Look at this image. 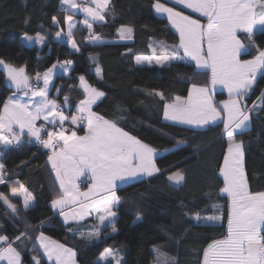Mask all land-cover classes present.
Returning <instances> with one entry per match:
<instances>
[{
	"label": "snow or ice",
	"instance_id": "snow-or-ice-1",
	"mask_svg": "<svg viewBox=\"0 0 264 264\" xmlns=\"http://www.w3.org/2000/svg\"><path fill=\"white\" fill-rule=\"evenodd\" d=\"M61 4L65 12L63 26L57 16L52 17V26L59 28L55 32L56 38L64 37L73 52H80L74 30L81 25L89 33L85 41L90 44L104 42L102 35L93 32V27L106 21L111 0H61ZM176 5L199 13L207 23L178 11ZM152 9L158 16L166 17L178 34L179 42L172 45L163 41L150 43L151 55L135 56V64L171 67L174 63L191 61L196 70L210 72L212 86L223 85L228 93V99L217 103L207 84L192 83L186 98L168 97L155 89L140 90L159 98L165 121L199 129L223 124L222 135L227 146L218 168L219 176L223 178L219 192L228 201L227 229L223 238L213 239L203 249L201 264H264V191L250 190L244 163V141L236 139L250 130L252 114L264 110V89L251 105L247 103L258 74L264 75V43H257L255 38L257 26L264 29V0H153ZM77 12L83 13L84 18L77 21ZM64 26L67 32H64ZM116 31L124 40L131 39L134 30L131 26L120 25ZM20 39L36 45L46 43V35L41 31L35 35L24 32ZM245 54L251 55V59H241ZM89 59L94 64L96 76L102 78L101 65L95 57ZM73 63V60H57L43 73L37 72L32 77L26 66H17L0 58V70L8 86L15 89L0 102V148L18 149L27 137L30 145L50 150L47 162L59 186L51 207L54 213L58 211L66 225L70 221L82 222L95 214V222L87 231L77 229L81 238L91 241L99 239L105 227L110 226L112 233L118 231L114 209L122 203L117 195L119 185H130L140 177H153L162 170L155 162L159 150L126 131L120 125L123 115L106 119L93 111V105L102 101L106 94L93 86L85 75L78 77L83 98L76 103L75 113L71 112L67 95L62 103H58L61 89H57V98L50 97L56 72L59 70L68 75ZM38 121L43 122L38 124ZM70 126L82 127L84 135H79ZM186 144V140L177 139L172 148L164 149V152ZM81 178L90 181L86 191H81ZM166 180L169 186H179L186 176L177 170L170 172ZM0 185L9 186L11 197L22 198L25 210L31 207L33 193L19 180L10 182L4 164H0ZM0 201L12 214L17 212L16 205L3 192H0ZM218 207L212 205L213 209ZM191 218L197 224H214L221 220L220 215L202 216L199 212L193 213ZM141 219L138 213L134 223ZM25 235L22 232L14 240L0 235V261L22 264L21 250L15 245ZM35 243L51 264H76L73 249L43 232L36 235ZM152 251L155 254L153 264H176L175 258L161 251L160 246L153 245ZM32 260L35 264H43L41 256L34 255ZM99 261L123 264L119 250L114 248H104L97 264Z\"/></svg>",
	"mask_w": 264,
	"mask_h": 264
},
{
	"label": "trees",
	"instance_id": "trees-1",
	"mask_svg": "<svg viewBox=\"0 0 264 264\" xmlns=\"http://www.w3.org/2000/svg\"><path fill=\"white\" fill-rule=\"evenodd\" d=\"M152 3L153 0H111L106 21L93 27V32L102 35L104 42L88 43L84 39L88 30L78 25L74 30V39L80 46L77 53L65 42L54 39L59 28L52 26V17L57 16L63 26L64 11L60 0H0V58L17 66H26L32 77L57 60H73L68 75H56L50 96L57 98V89H61L58 103H62L67 95L72 111L82 98L78 77L85 75L93 86L106 94L93 106V111L106 119L123 115L120 125L126 131L159 150L155 162L162 170L153 177L119 187L117 195L122 203L115 208L118 231L112 233L110 226L105 227L99 239L89 241L78 234L77 229L84 227L82 224L66 225L51 208L50 202L58 187L46 161V149L30 145L27 137L18 149L0 148L3 153L0 164L5 165L9 181L24 183L34 196V204L25 210L19 197H11L9 186L0 185V192L9 196L17 208L12 214L0 201V235L14 240L20 233H26L15 245L21 250L22 264H35L34 255L41 256L43 264H51L35 243L40 232L73 249L76 264H97L104 248L120 249L123 264H151L155 255L153 245L174 257L176 264H201L207 244L226 234L228 201L219 192L223 179L218 168L227 145L222 135L223 125L199 129L165 122L161 118L159 98L140 91L155 89L168 97L185 96L192 83L209 85L210 78L207 70H196L184 62L174 63L171 67L136 66L133 63V55L149 54V45L154 41L170 45L178 41L175 29L165 17L154 13ZM120 25L133 28L132 38L128 41H118L116 30ZM37 31L46 35V43L35 56L23 50L18 37L24 32L35 35ZM240 37L244 39V34ZM255 38L257 43H264V29L256 31ZM90 56L101 65L102 78L96 76ZM262 89L264 75L259 74L247 101L249 105ZM10 92L4 87L0 72V102ZM213 96L218 101L224 94L215 92ZM249 129L236 139L244 141V163L250 190L264 191V110L252 114ZM177 139L186 140L187 144L164 152V149H171ZM177 170L183 171L186 180L182 185L169 186L166 177ZM213 204L219 207L213 209ZM195 212L202 216L220 215L221 220L214 224H197L191 218ZM138 213L142 219L134 223Z\"/></svg>",
	"mask_w": 264,
	"mask_h": 264
},
{
	"label": "crops",
	"instance_id": "crops-1",
	"mask_svg": "<svg viewBox=\"0 0 264 264\" xmlns=\"http://www.w3.org/2000/svg\"><path fill=\"white\" fill-rule=\"evenodd\" d=\"M60 3H61V0H60ZM61 6V9L63 10V8H64V6L61 4L60 5ZM64 11V10H63ZM154 11V10H153ZM64 13V15H65V12H63ZM157 15V14H156ZM158 16V15H157ZM64 17V16H63ZM84 18V15H83V13H80V12H77L76 14H75V19L78 21V20H80V19H83ZM166 18V17H165ZM202 19H204V20H206V18H202ZM205 24H206V22H204ZM59 30V29H58ZM57 30V31H58ZM259 30H262V28H260L259 26H257V28H256V31H259ZM64 32H67V28H66V26H64ZM22 35H20L19 37H18V40H19V42H20V45L22 46V48H23V50L26 52V53H28V54H32V55H39V51H40V47L42 46V45H36V44H34V43H27V42H25V41H22L21 39H20V37H21ZM54 39L55 40H58V41H62V42H65L66 44H67V42H66V39L64 38V37H61V38H56L55 37V35H54ZM242 39V38H241ZM129 39H124V40H121L120 39V37L118 38V41H128ZM243 40V39H242ZM154 42H159V41H154ZM178 42H179V38H178ZM177 42V43H178ZM153 43V42H152ZM72 50V49H71ZM137 55H144V56H147V55H151V49H150V53L149 54H134L133 55V63L135 64V61H134V57L135 56H137ZM241 59H251V56H249V57H244V56H241ZM184 63H188V64H191L194 68H195V64H194V62H191V61H185ZM136 65V64H135ZM136 66H147V65H136ZM208 71V70H207ZM40 73H43V71L42 72H40ZM56 75H64L63 74V72L62 71H57L56 72V74H55V76H54V79H55V77H56ZM209 75H210V72H209ZM259 75V74H258ZM35 76V75H34ZM33 76V77H34ZM54 79H53V81H54ZM35 82V81H34ZM77 83H78V85H79V80H77ZM208 87H209V89H210V91H211V94H212V97H213V99H214V93L215 92H221L222 94H224V97L222 98V99H220V100H218V101H216L217 103H219L220 101H223V100H226V99H228V93H227V89L226 88H224V86L223 85H220V84H217L216 86H212L210 83H209V85H208ZM51 88H52V86H50V92H51ZM13 94V92H10V93H8V95L6 96V98L7 97H9L10 95H12ZM175 96H178V95H172L171 97H175ZM188 96V92H187V94L185 95V96H181V97H187ZM50 97H52V96H50ZM5 98V99H6ZM53 98V97H52ZM82 98H83V96H82ZM81 98V99H82ZM158 98V97H157ZM76 103H78V101L76 102ZM76 103H75V105H76ZM75 105L73 106V110L71 111L72 113H75L76 112V109H75ZM94 106V105H93ZM161 118H162V120L163 121H165L164 119H163V104H162V108H161ZM43 121H38L37 123L39 124V123H42ZM165 122H169V123H172V122H170V121H165ZM174 124V123H173ZM222 124V123H221ZM223 125V124H222ZM184 126V125H183ZM71 127V129L72 130H77L78 131V134L79 135H84V131H83V128L81 127V128H76V126H70ZM188 127V126H187ZM227 146V145H226ZM42 147V146H41ZM43 148V147H42ZM49 154H51V153H48L47 154V156L49 155ZM222 160H223V156H222V159H221V162H222ZM46 161H47V158H46ZM220 162V163H221ZM47 164H48V167H49V169H50V171L52 172V170H51V165L47 162ZM52 176H53V178H54V180H55V176H54V173H52ZM141 178H144V177H140L139 179H141ZM223 179V178H222ZM81 181L82 182H80V187H81V191H86L87 190V186H88V183L90 182V181H88V180H86V179H84V178H81ZM56 183V182H55ZM56 185H57V187L59 188V186H58V184L56 183ZM124 184H120L119 185V187H121V186H123ZM118 187V188H119ZM21 199V201H22V198H20ZM22 203H23V201H22ZM34 204V201H33V203H32V205ZM31 205V206H32ZM50 205H51V202H50ZM52 208V207H51ZM53 210V209H52ZM66 211H67V209H65ZM54 211V210H53ZM114 211H115V209H114ZM55 213H57L58 215H59V213H58V211L57 212H55ZM59 217H60V219L62 220V222H63V217H61L60 215H59ZM95 222V214H93V216H90V217H86L85 218V220L84 221H82V222H79V223H76V222H73V221H70L69 223H74V224H82L84 227H83V231H87V229L93 224ZM219 222V221H218ZM218 222H216V223H218ZM151 264H153V262H151Z\"/></svg>",
	"mask_w": 264,
	"mask_h": 264
},
{
	"label": "rangeland",
	"instance_id": "rangeland-1",
	"mask_svg": "<svg viewBox=\"0 0 264 264\" xmlns=\"http://www.w3.org/2000/svg\"><path fill=\"white\" fill-rule=\"evenodd\" d=\"M177 6H179V7H181L182 9H185L186 11H188V12H190L191 14H194V15H196V16H193V15H191V14H189V13H186V12H184V14H186V15H191L192 16V18H194V19H199L200 21H201V23H204V22H206L207 23V20H204V19H202V18H205V17H202V16H200L199 15V13H196V12H192L191 11V9H186V8H183V6L182 5H177ZM177 9V8H176ZM178 11H181V10H179V9H177ZM241 38V37H240ZM178 42V41H177ZM170 45V44H169ZM10 195H11V192H10ZM54 240V239H53ZM117 250H119V258H121L122 259V252H121V250L120 249H117ZM41 252H43V250L41 249ZM110 259V258H109ZM99 260V256H98V258H97V261ZM34 262V261H33ZM100 263H102V264H105V263H108L107 261H99ZM35 263V262H34ZM0 264H6V261H0Z\"/></svg>",
	"mask_w": 264,
	"mask_h": 264
},
{
	"label": "water",
	"instance_id": "water-1",
	"mask_svg": "<svg viewBox=\"0 0 264 264\" xmlns=\"http://www.w3.org/2000/svg\"><path fill=\"white\" fill-rule=\"evenodd\" d=\"M0 72H1L2 75H3V84H4V87H5L7 90H9V91L14 92L15 89L10 88V87L8 86V82L6 81V78H5V76H4L3 72H2V70H0Z\"/></svg>",
	"mask_w": 264,
	"mask_h": 264
},
{
	"label": "built area",
	"instance_id": "built-area-1",
	"mask_svg": "<svg viewBox=\"0 0 264 264\" xmlns=\"http://www.w3.org/2000/svg\"><path fill=\"white\" fill-rule=\"evenodd\" d=\"M80 2H83V0H80ZM64 60H67V59H62V60H60V61H64ZM46 152H47V153H50V150H47V149H46Z\"/></svg>",
	"mask_w": 264,
	"mask_h": 264
}]
</instances>
